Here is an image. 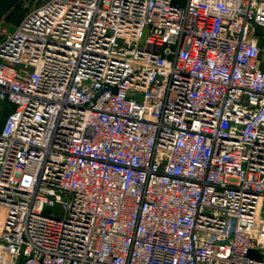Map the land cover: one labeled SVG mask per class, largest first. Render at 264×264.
<instances>
[{"label": "built area", "instance_id": "1", "mask_svg": "<svg viewBox=\"0 0 264 264\" xmlns=\"http://www.w3.org/2000/svg\"><path fill=\"white\" fill-rule=\"evenodd\" d=\"M259 27L264 0L24 16L0 44V264H264Z\"/></svg>", "mask_w": 264, "mask_h": 264}, {"label": "rangeland", "instance_id": "2", "mask_svg": "<svg viewBox=\"0 0 264 264\" xmlns=\"http://www.w3.org/2000/svg\"><path fill=\"white\" fill-rule=\"evenodd\" d=\"M48 1L49 0H22L17 8H13L0 22V44L15 32L18 24L24 16H26L31 10L44 5ZM7 111V108L4 109V106L0 104V113L5 114ZM56 212L57 211L54 209H48L45 211V214L50 216ZM6 214L7 210L0 207V221L4 220Z\"/></svg>", "mask_w": 264, "mask_h": 264}, {"label": "water", "instance_id": "3", "mask_svg": "<svg viewBox=\"0 0 264 264\" xmlns=\"http://www.w3.org/2000/svg\"><path fill=\"white\" fill-rule=\"evenodd\" d=\"M22 0H0V22Z\"/></svg>", "mask_w": 264, "mask_h": 264}, {"label": "crops", "instance_id": "4", "mask_svg": "<svg viewBox=\"0 0 264 264\" xmlns=\"http://www.w3.org/2000/svg\"><path fill=\"white\" fill-rule=\"evenodd\" d=\"M257 33H258V43L261 47L264 46V27H259L257 29ZM4 106V109L7 108V112L5 114H1L0 113V124L3 125V123L5 122L7 116L9 115V113L11 112V110L6 106V105H3ZM3 120V121H2Z\"/></svg>", "mask_w": 264, "mask_h": 264}, {"label": "trees", "instance_id": "5", "mask_svg": "<svg viewBox=\"0 0 264 264\" xmlns=\"http://www.w3.org/2000/svg\"><path fill=\"white\" fill-rule=\"evenodd\" d=\"M18 6H19V4H18V5H16V6L14 7V9H15V8H17Z\"/></svg>", "mask_w": 264, "mask_h": 264}]
</instances>
